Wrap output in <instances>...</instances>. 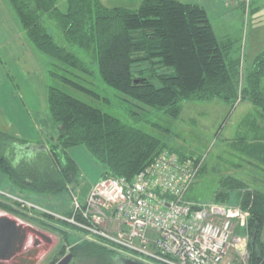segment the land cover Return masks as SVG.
Listing matches in <instances>:
<instances>
[{"label": "trees", "instance_id": "1", "mask_svg": "<svg viewBox=\"0 0 264 264\" xmlns=\"http://www.w3.org/2000/svg\"><path fill=\"white\" fill-rule=\"evenodd\" d=\"M6 1L27 40L49 57L51 82L46 86V102L57 126L56 134L44 140L46 146L41 144L44 149L23 152L17 160L13 159L16 144L22 146L28 141L0 127V175L21 192V198L23 189L52 196L65 194L69 185L78 183L79 166L69 154L74 146L86 149L101 168V178L131 179L162 150L172 151L159 136L127 124L68 91L99 97L88 78L92 64L99 80L124 99L162 110L170 118L179 116L183 100L214 98L224 102L248 99L264 117V50L254 58L255 70L239 87L240 61L229 58L230 41L217 36L206 9L197 3L142 0L137 8L130 9L108 7L101 0H65L64 7L58 0ZM46 19L59 27L67 46L55 41L43 24ZM130 114L137 123L148 122L140 112ZM150 123L151 127L160 126ZM238 143L263 176L250 181L225 177L214 201L229 204L234 194L235 202L248 211L249 264H264V133L250 142ZM0 209L58 232L67 241L69 236L72 241L76 239L73 232H82L48 213L33 209L28 215L27 207L17 209L8 199H0ZM71 213L68 208L64 215ZM66 252L61 246L49 264ZM68 252L72 253L68 264H120V259L129 258L123 251L89 240H78Z\"/></svg>", "mask_w": 264, "mask_h": 264}, {"label": "rangeland", "instance_id": "2", "mask_svg": "<svg viewBox=\"0 0 264 264\" xmlns=\"http://www.w3.org/2000/svg\"><path fill=\"white\" fill-rule=\"evenodd\" d=\"M141 1L101 0L108 7L123 6L130 9L137 8ZM181 1H191L203 5L217 36L220 39L224 38L230 41V45H227L229 46L228 56L230 59L240 61L239 87H241L245 83L246 75L256 68V65L253 64L254 58L264 50V0H256L257 5L252 11V0L247 6L240 0H236L234 6H226L225 0H221V4L219 0ZM5 2L6 0H0V58L6 66L8 81L13 88L14 96H12L16 101H21L25 112L32 121L31 128L28 130L18 123L21 118L18 116L17 110L15 113H11L10 117L0 115V127L3 130L11 133L8 130L14 131V129L21 128L25 132L22 136L20 133L16 135L21 139L26 138L24 140L28 141L22 146L16 144L17 150L13 153V159L17 160V157L24 154L23 152L35 153L44 149L46 146L44 140L50 139L51 135L56 134L57 126L50 117L46 102V86L51 82L47 72L49 57L37 50L27 40L12 8L8 2ZM64 3L65 0H58L60 7H64ZM216 3L220 6L216 7ZM237 3L242 7H239ZM43 24L56 42L67 46L61 30L53 20L46 19ZM72 48L79 55L82 54L80 49ZM90 67L92 69V73L88 76L90 87L98 93L99 97L93 98L81 92L68 91L77 98L113 114L127 124L143 127L150 133L159 136L172 151L194 157L197 171L194 182L186 193L187 199L198 203L212 202L221 181L225 177L250 181L263 176L261 168L259 169L256 164L247 160L248 158L244 156L240 143H238L241 140L250 142L256 135L264 133V117L261 115V110L248 99L235 102H224L218 98L183 100L179 116L170 118L163 114L162 110L124 99L125 97L115 89L99 80L97 75L93 73V64ZM261 88L264 91V76L261 80ZM130 111L140 112L143 114V119H147L148 122L140 121L137 123ZM24 115L26 114L24 113ZM3 120L8 125L3 124ZM150 122H155L160 126L151 127ZM31 130L34 131L33 135L30 134ZM29 143L30 145H28ZM41 144L45 146H41ZM78 149L83 151L87 159L89 157L90 162L76 155V153L74 154L84 176H81L78 183L69 185L65 194L51 196L23 189L25 198L24 196L20 198L8 190L3 191L10 185L6 181L0 184V199H8V202L17 209L27 207L29 209L28 215H32L34 209L37 212L51 214L55 218L65 217V212L61 213L60 207L65 206L66 210L70 209V191L78 193L79 197L84 196L90 188L88 187L89 184H93L101 178L99 165L92 160L83 146H79ZM89 164L92 166L90 172L87 170ZM234 196L232 194L230 197L229 204H239L235 202ZM19 199L24 202L21 203ZM0 211L32 225L35 231L37 230L47 238L45 239L34 230L27 232L22 250L38 249L34 256L36 259L34 264H49L61 246H64L66 253H68V248L72 244L78 240H87L81 233L77 234L72 230L71 233H73L70 234L76 239L72 241L71 236H69L70 241H67L58 232L39 227L25 218L4 210L0 209ZM107 248L114 249L112 247ZM117 250L121 251V249ZM123 252L125 253V251ZM230 260V256L227 255L223 264H229Z\"/></svg>", "mask_w": 264, "mask_h": 264}, {"label": "built area", "instance_id": "3", "mask_svg": "<svg viewBox=\"0 0 264 264\" xmlns=\"http://www.w3.org/2000/svg\"><path fill=\"white\" fill-rule=\"evenodd\" d=\"M196 171L194 157L164 149L131 179L100 178L80 197L70 191L72 213L62 218L146 264H223L227 255L229 264H249L248 211L187 199Z\"/></svg>", "mask_w": 264, "mask_h": 264}, {"label": "water", "instance_id": "4", "mask_svg": "<svg viewBox=\"0 0 264 264\" xmlns=\"http://www.w3.org/2000/svg\"><path fill=\"white\" fill-rule=\"evenodd\" d=\"M34 230L32 225L20 221L17 217H10L0 211V264H34L38 249L23 251L27 232ZM35 231V230H34ZM39 235L45 236L35 231ZM47 239V238H45ZM72 253L68 252L61 256L54 264H68ZM135 264H146L140 261H133Z\"/></svg>", "mask_w": 264, "mask_h": 264}, {"label": "crops", "instance_id": "5", "mask_svg": "<svg viewBox=\"0 0 264 264\" xmlns=\"http://www.w3.org/2000/svg\"><path fill=\"white\" fill-rule=\"evenodd\" d=\"M220 1V4H221V0H219ZM260 1V0H259ZM7 2V1H6ZM5 2V3H6ZM186 2H189V1H186ZM191 2V1H190ZM236 2V0H225V5L226 6H234V3ZM252 2H253V4H252V6H251V11L253 10V9H255V6L257 5L256 4V0H252ZM195 3V2H194ZM238 4V3H237ZM200 5V4H199ZM201 6H203V5H201ZM218 6H220V5H218L217 3H216V7H218ZM238 6L239 7H242V6H240L239 4H238ZM204 7V6H203ZM207 11V10H206ZM210 20V19H209ZM211 22V21H210ZM225 23H227V22H225ZM211 25H212V23H211ZM212 27L214 28V26L212 25ZM215 30V29H214ZM33 55V54H32ZM25 59H28V58H25ZM14 92H13V88H12V85L10 84V82L8 81V75H7V70H6V66H4V62L1 60V58H0V115L2 116V117H10V115H11V113H15V110H17V114H18V116L22 119H20L19 121H18V123L20 124V125H22L23 126V128H25V129H28V130H30V124H31V119L29 118V116L27 115V113L25 112V109H24V107H23V104L21 103V101L20 102H18V101H16V99L13 97L14 95ZM13 95V96H12ZM24 113L26 114V115H24ZM4 122H2L3 124H5V125H8L7 123H5V120H3ZM8 131H10L11 133H14L15 135H17L18 133H20L21 134V136L23 135V133H25L23 130H21V128H18V130H16V129H14V131H11V130H8ZM25 131H27V130H25ZM29 132V131H28ZM30 134H34V131L33 130H31V133ZM23 139H26V138H23ZM79 148V146H74V147H71L70 149H69V154L71 155V157L75 160V157H74V154L76 153V155H79V156H81L84 160L86 159V160H88L89 161V157H88V159H87V157H86V155L83 153V151H81V149H78ZM76 161V160H75ZM77 162V161H76ZM90 162V161H89ZM77 164H78V162H77ZM78 166H79V164H78ZM88 168H87V170H88V172H90V169L92 168V166H90V164L87 166ZM79 171H80V176H82L83 175V173L81 172L82 170H81V168H80V166H79ZM84 176V175H83ZM100 176H101V174H100ZM7 180L5 179V177L4 176H2V175H0V184H2V183H5ZM92 185V183L91 184H89V186L88 187H90ZM9 187H7V188H5V190H3V191H6V190H8V192H10V193H12V194H14V195H18V196H20V194H21V192H18L17 191V189H16V187L14 186V185H12V184H10V185H8ZM22 193H24V192H22ZM24 196V198H25V195H23ZM36 196V195H35ZM27 199V198H26ZM28 200V199H27ZM61 209V213L62 212H65L66 211V207L65 206H61L60 207Z\"/></svg>", "mask_w": 264, "mask_h": 264}, {"label": "flooded vegetation", "instance_id": "6", "mask_svg": "<svg viewBox=\"0 0 264 264\" xmlns=\"http://www.w3.org/2000/svg\"><path fill=\"white\" fill-rule=\"evenodd\" d=\"M120 264H135L132 260L127 258L120 259Z\"/></svg>", "mask_w": 264, "mask_h": 264}]
</instances>
